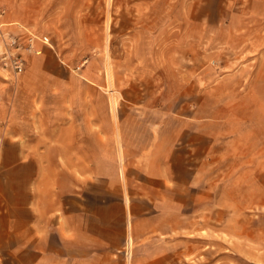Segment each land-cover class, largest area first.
Wrapping results in <instances>:
<instances>
[{
	"label": "crops",
	"instance_id": "crops-1",
	"mask_svg": "<svg viewBox=\"0 0 264 264\" xmlns=\"http://www.w3.org/2000/svg\"><path fill=\"white\" fill-rule=\"evenodd\" d=\"M124 1L107 59L83 53L86 0H0L1 30L50 44L35 39L23 72L0 80V264H231L210 246L264 208V0H180L170 14L180 28L190 17V40L170 45V9ZM137 15L160 18L141 36ZM199 32L228 51L224 71L192 66L184 88Z\"/></svg>",
	"mask_w": 264,
	"mask_h": 264
},
{
	"label": "rangeland",
	"instance_id": "rangeland-1",
	"mask_svg": "<svg viewBox=\"0 0 264 264\" xmlns=\"http://www.w3.org/2000/svg\"><path fill=\"white\" fill-rule=\"evenodd\" d=\"M17 3H28L29 5L30 0H12V4L14 2ZM132 2V0H131ZM188 4H191V1H186ZM184 1L180 0H167V3L164 5L160 0H151L149 4L144 5L145 8H159L160 6H166L169 10L167 16L162 17L163 21L161 23L166 24V31H167V45H170L171 40H190V17H183L184 21L182 24V28H180V25L175 27L174 26V15L170 14L171 9L174 7H180L182 4H184ZM193 7H197L198 5H202L201 0H198V4L193 1ZM86 5L88 7L86 11V15L80 17L81 19L85 20V23L83 24V27H88L89 34L92 35L91 40L95 44L94 48H85L83 49L84 54H91L94 51H100L101 53L105 51L106 58H108V49L111 47V45L116 42V39L118 37V33L121 32V30H124L126 25L125 19H122L121 16H118L119 13H121L122 7H127L126 1L124 3L117 2V0H86ZM139 7L138 3H135V8ZM10 8V7H9ZM12 9H14L13 6H11ZM91 9L95 13L93 16L89 15V12H91ZM1 11H4L2 8H0V23L2 20V15L4 13L7 15L8 11H4L1 14ZM149 10H146L145 12L148 13ZM150 13V12H149ZM37 18V17H36ZM131 20H133V17H127ZM155 20L160 18L159 15L156 16H135V19L137 20V23L135 24L136 28L138 29V34L142 36L143 30V21H148V19ZM87 21V22H86ZM158 21V20H157ZM40 23H46L48 22V17L46 15H40L39 18ZM177 24H180L179 21H175ZM172 23V24H171ZM207 19L204 18L202 25H207ZM244 23V21H243ZM23 25V24H22ZM21 26V33L25 35V37H29V33H27V30H24V25ZM130 25H133L131 23ZM19 26V27H20ZM18 27V28H19ZM244 26L242 27V29ZM3 26L0 24V32L3 31ZM92 29V30H91ZM146 29V27L144 28ZM241 29V28H240ZM20 33V34H21ZM30 33L34 34L36 37L35 39H40L42 35H46L45 33H41L39 36L37 33H34L30 31ZM147 35L148 32H146ZM21 34V35H22ZM234 35L238 36L239 34L237 32L233 33ZM245 34V31L242 33ZM200 39V43L198 48H183V51H187L188 54L184 53V56H197L198 57V64H192L191 62H186L183 58V63L179 64L177 67V75L178 77H182V84L183 87H195L194 83H196V79H192L191 77V71L192 66L199 67L200 73H202L203 70L209 69V72L211 74L215 75V79L221 78L223 74V61L225 53L228 55V51H224L221 47H216L211 44H213L210 40L207 41V33L206 32H199L197 33ZM48 36V35H47ZM216 41V40H213ZM53 41H51V44ZM53 45V44H52ZM186 45V43H184ZM170 49L168 48V51ZM192 50V52H191ZM235 52V51H234ZM238 51H236L237 53ZM82 53V54H83ZM34 54V53H29ZM88 54V55H89ZM172 54V53H168ZM232 54V53H231ZM238 54V53H237ZM236 54V55H237ZM227 59V58H226ZM108 66L111 72V64L108 61ZM107 67V65H106ZM169 67H174V65L168 64V71H167V80L168 83H170V80L173 79V72L169 70ZM172 72V73H171ZM14 76L7 73L5 70L1 68L0 65V80L7 81L12 79ZM170 79V80H169ZM196 81V82H195ZM200 86L202 85L201 82H199ZM188 97L184 95L183 100H187ZM247 218L246 223L244 224H232L231 225V233L229 235H225L226 237L219 238L216 236L215 241L213 245L210 247H213L212 249L215 250V253H218L219 251H222L225 249V252H227V249H229L230 252V263L231 264H264V208H247L246 210ZM237 231H241V239H239V234L236 233ZM245 237V238H244ZM240 253V254H238ZM218 256H215V263L218 262Z\"/></svg>",
	"mask_w": 264,
	"mask_h": 264
},
{
	"label": "built area",
	"instance_id": "built-area-1",
	"mask_svg": "<svg viewBox=\"0 0 264 264\" xmlns=\"http://www.w3.org/2000/svg\"><path fill=\"white\" fill-rule=\"evenodd\" d=\"M4 11H1V14ZM40 41L46 45L49 44V37L42 35ZM24 49L30 48V43L23 47ZM21 46L17 42V37L5 31L0 32V65L10 75L17 77L23 72L24 61L21 55Z\"/></svg>",
	"mask_w": 264,
	"mask_h": 264
},
{
	"label": "bare ground",
	"instance_id": "bare-ground-1",
	"mask_svg": "<svg viewBox=\"0 0 264 264\" xmlns=\"http://www.w3.org/2000/svg\"><path fill=\"white\" fill-rule=\"evenodd\" d=\"M36 36L34 35V34H32V33H29V37L27 38V42H26V44H28V43H30V48L28 49H24L23 47H25V45H21V44H19L20 46H21V48H22V53L23 54H29V53H35L36 51L35 50H33V43H34V38H35ZM17 42H19L18 41V39H17ZM106 72L108 73V77H110L109 76V74H111L110 73V69H109V66H108V64H107V67H106ZM112 79V78H111ZM109 81V80H108ZM110 83H111V81H110ZM109 84V83H108ZM111 85V84H110ZM111 89V88H110ZM109 90V89H108ZM111 91V90H110ZM109 91V92H110ZM114 92V91H113ZM112 94V93H111ZM111 99V98H110ZM113 99V98H112ZM110 102V101H109ZM111 103H112V106L113 105H115L116 104V100H115V98L111 101ZM116 108V107H115ZM115 108H114V111H115Z\"/></svg>",
	"mask_w": 264,
	"mask_h": 264
}]
</instances>
